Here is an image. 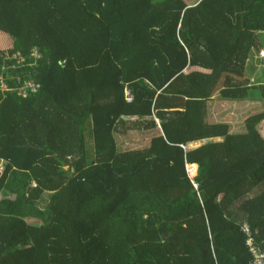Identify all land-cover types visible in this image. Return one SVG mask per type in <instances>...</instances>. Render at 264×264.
I'll use <instances>...</instances> for the list:
<instances>
[{
	"label": "trees",
	"instance_id": "16d2710c",
	"mask_svg": "<svg viewBox=\"0 0 264 264\" xmlns=\"http://www.w3.org/2000/svg\"><path fill=\"white\" fill-rule=\"evenodd\" d=\"M0 37L19 44L0 47V264L264 246V111L237 133L210 115L215 96L264 104V0H0ZM128 130L158 134L129 150Z\"/></svg>",
	"mask_w": 264,
	"mask_h": 264
},
{
	"label": "rangeland",
	"instance_id": "374dc122",
	"mask_svg": "<svg viewBox=\"0 0 264 264\" xmlns=\"http://www.w3.org/2000/svg\"><path fill=\"white\" fill-rule=\"evenodd\" d=\"M185 2H187L188 4H194L197 0H184ZM0 41L2 43H0V47L1 46H5V48H9L11 46H16L19 45L18 42L16 40H11L5 37H0ZM8 42V43H7ZM14 56H17V54H14ZM262 58H264V55L262 56ZM6 87H3V89ZM22 91V90H20ZM214 105L213 107L210 109V115L213 114L215 119H220V120H227L226 123H228L230 125V132L231 133H237L240 132L243 129V120L245 119L246 114L241 111L240 109H235L233 108V110L231 109L230 113H227L226 108H222V106H224V101L226 100H222L220 101V98H218L217 96L214 97ZM255 101V100H253ZM222 105V106H220ZM222 108V109H221ZM225 111L226 115L225 117H219L218 112L220 111ZM260 110H262V104L261 101H259L258 105L255 107V109L253 111H251L249 114L247 115H251L254 113L259 112ZM158 125L159 122L157 121ZM259 133L261 134V136L264 138V121H262L260 123V125L257 127ZM158 134L157 131L154 132H150L149 134H140L137 131H131L128 130L127 134L125 135H118V141H120V145L123 149H129V150H136V149H140L143 148L145 146H147L149 144V139L152 137V135ZM215 141H218V139H215ZM205 143V142H203ZM200 145V143H194L192 145H190V147L192 148H196ZM122 150V149H121ZM189 165L186 166V172L188 174V177L190 179H193L196 175V171H197V166H196V170L193 176H190V172H189ZM2 165L0 164V172L2 171ZM64 169H67V167L65 166ZM48 198V195L45 194L42 199L43 202H46ZM28 221H30V219H27Z\"/></svg>",
	"mask_w": 264,
	"mask_h": 264
},
{
	"label": "built area",
	"instance_id": "2783aa9c",
	"mask_svg": "<svg viewBox=\"0 0 264 264\" xmlns=\"http://www.w3.org/2000/svg\"><path fill=\"white\" fill-rule=\"evenodd\" d=\"M18 56H19V54H17V56H14V57H17L18 59H20V57H18ZM35 56H38V53L36 51H35ZM260 56H263V53H260ZM1 84H2V87H5L4 82H2ZM25 87H30V89L35 91L38 87V84H34L33 82L26 81L24 86L18 89V93L25 95V93H26ZM20 90H22V91H20ZM127 99L128 100L132 99V96H131L129 90H127ZM243 230L248 235H250V231L246 226H243ZM246 244L248 246V251L250 253V258H249L248 264H264V246L256 245L251 236H249L247 238Z\"/></svg>",
	"mask_w": 264,
	"mask_h": 264
},
{
	"label": "crops",
	"instance_id": "0c3cea01",
	"mask_svg": "<svg viewBox=\"0 0 264 264\" xmlns=\"http://www.w3.org/2000/svg\"><path fill=\"white\" fill-rule=\"evenodd\" d=\"M258 103H259V101H252V100H249V101L248 100H244V101L226 100V101H224V106H222V105H220V106H222V108H224V107L226 108L227 107L226 108L227 113H230L231 109L233 110V108L240 109L241 111H243L246 114L245 118H247L248 116H250V115H247V114H249L251 111H253L255 109V107L258 105ZM221 109L218 112L219 117L220 116L221 117H225L226 112L225 111H221ZM260 111H264V104H262V110H260ZM211 120H212L213 123H215V122H226L227 121V120L215 119L213 114L211 115Z\"/></svg>",
	"mask_w": 264,
	"mask_h": 264
},
{
	"label": "water",
	"instance_id": "95a60500",
	"mask_svg": "<svg viewBox=\"0 0 264 264\" xmlns=\"http://www.w3.org/2000/svg\"><path fill=\"white\" fill-rule=\"evenodd\" d=\"M208 141H209L208 139H206V140H203V142H205V143H206V142H208Z\"/></svg>",
	"mask_w": 264,
	"mask_h": 264
}]
</instances>
